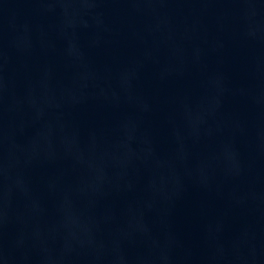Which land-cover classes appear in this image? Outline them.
Here are the masks:
<instances>
[{"label":"water","instance_id":"95a60500","mask_svg":"<svg viewBox=\"0 0 264 264\" xmlns=\"http://www.w3.org/2000/svg\"><path fill=\"white\" fill-rule=\"evenodd\" d=\"M0 264H264V0H0Z\"/></svg>","mask_w":264,"mask_h":264}]
</instances>
